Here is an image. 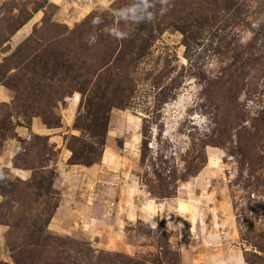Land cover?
Instances as JSON below:
<instances>
[{
	"label": "rangeland",
	"instance_id": "rangeland-1",
	"mask_svg": "<svg viewBox=\"0 0 264 264\" xmlns=\"http://www.w3.org/2000/svg\"><path fill=\"white\" fill-rule=\"evenodd\" d=\"M127 3L0 0V264H264V0Z\"/></svg>",
	"mask_w": 264,
	"mask_h": 264
},
{
	"label": "clouds",
	"instance_id": "clouds-1",
	"mask_svg": "<svg viewBox=\"0 0 264 264\" xmlns=\"http://www.w3.org/2000/svg\"><path fill=\"white\" fill-rule=\"evenodd\" d=\"M169 0H131L122 7L115 9L112 15L116 18V26L103 29L107 35L117 41H124L130 38L133 33L134 26L141 23H149L156 19L157 15H164L168 11ZM121 22L126 27H121ZM93 27L102 23V17L97 16L92 20ZM96 36H92L90 43L96 42ZM153 226H157L153 224ZM172 228L171 223L168 224ZM182 227V226H181ZM213 264H246L242 255L228 254L226 257L213 258Z\"/></svg>",
	"mask_w": 264,
	"mask_h": 264
}]
</instances>
